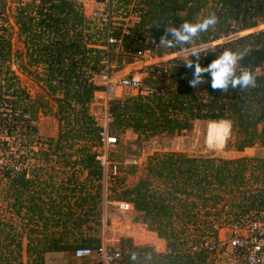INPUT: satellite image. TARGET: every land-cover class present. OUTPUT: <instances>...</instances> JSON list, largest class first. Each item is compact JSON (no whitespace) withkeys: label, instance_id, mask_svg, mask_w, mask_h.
<instances>
[{"label":"trees","instance_id":"obj_1","mask_svg":"<svg viewBox=\"0 0 264 264\" xmlns=\"http://www.w3.org/2000/svg\"><path fill=\"white\" fill-rule=\"evenodd\" d=\"M114 3L135 20L121 37L119 50L109 52V62L116 56L130 63L144 43H157L155 55L161 56L264 23V0ZM14 19L23 46L12 52L8 39L0 37V126L8 135L18 131L21 147L34 144L37 149L30 151L26 170L8 164L0 171V264H44L45 253L72 256L76 247L100 244L98 234L86 226L100 223L103 199V174L94 157L104 128L91 105L94 94L103 91L95 78L105 53L92 46L103 43L102 35L75 1L26 0L17 6ZM119 32L120 26L115 35ZM9 60L40 80L41 93L27 96L9 70ZM263 64L264 28L174 56L158 68L145 67L141 85L149 94L107 101L105 131L115 137L107 160L116 162L120 173L123 159L135 156L119 150L126 130L145 141L189 130L195 120L227 121L226 145L237 151L264 145V74L254 72ZM242 68L249 72L242 75ZM48 98L55 105L58 130L53 138L37 140L33 121L45 113ZM137 166L141 175L130 186L124 185V175L133 173L135 164L106 181L120 189L115 200L131 204L133 220L171 251L156 252L120 237L121 264H218L205 249L191 246L206 235L216 236V223L264 217V158L168 150L147 154ZM240 253L232 251L235 260L225 264H244Z\"/></svg>","mask_w":264,"mask_h":264},{"label":"built area","instance_id":"obj_2","mask_svg":"<svg viewBox=\"0 0 264 264\" xmlns=\"http://www.w3.org/2000/svg\"><path fill=\"white\" fill-rule=\"evenodd\" d=\"M25 1L26 0H0V37L8 39L10 49H13V43L17 41L18 38L21 39L18 35L14 15L17 6L22 5ZM70 1H75L80 5L84 16L89 19L91 24H93L102 35L103 43L101 45L92 46L102 49L105 53L99 61L102 68L98 76L99 79H101L100 84L103 86V91L98 93H102L103 97L97 96L98 93L94 94V97L103 99V118L105 122H108L110 116L106 107L107 101L110 98H124L125 96L135 93L147 95L151 91L149 88L141 85V72L123 75L114 80L110 77V62L108 60L109 52H117L119 50L121 37L128 33L130 27L126 22L121 25H115L113 22L112 0ZM90 4L93 7H88ZM129 16L132 15H128V17ZM118 26H120V32L118 36H116L115 30ZM22 46L21 42V48L19 50L22 49ZM158 49L159 47L157 43H144L141 48L133 53V59H142L141 61H143L146 59H152V57H159L155 55ZM239 71L242 75H246L249 72V68H242L239 69ZM254 72L264 74V64L260 67L254 68ZM12 73L17 82L19 80L17 76L21 74H16L15 71H12ZM1 84L2 79L0 78V85ZM20 88L24 90L29 98L34 97V93L32 94L26 86L20 85ZM116 89L119 90L118 95L115 93ZM103 128V131L99 133L103 150L97 153L94 158L97 166L101 168L104 177H115L119 174L118 165L116 162L108 161L106 158V150L109 146H112L115 143V137L107 135L105 127ZM15 161L16 162H8L5 159L0 158V171L3 166L8 164L12 166L14 170L22 168L26 170L28 168V159L25 161L22 159ZM115 208L119 213L118 215L115 214V216H118L116 222H122L123 213L129 214L132 210L131 204L127 201H116ZM110 222L112 223V221ZM212 228L213 230H216V236H204L201 240L196 241L191 246V250L203 248L211 256L217 257L225 250L229 249L231 251L241 252V259L244 264H264V217H244L243 219L229 221L227 223H216ZM124 230L127 233L130 232L129 238L135 246L148 245L156 252L171 251V249L165 247L164 240L157 238L153 232L146 229L143 225L139 228H132L130 226L127 228L125 227ZM230 254L232 253L230 252ZM121 256L122 254L118 247L108 248L102 242H100V244L94 249L90 247H76L72 252V257L74 259L82 260L91 257V262L94 264H121Z\"/></svg>","mask_w":264,"mask_h":264},{"label":"rangeland","instance_id":"obj_3","mask_svg":"<svg viewBox=\"0 0 264 264\" xmlns=\"http://www.w3.org/2000/svg\"><path fill=\"white\" fill-rule=\"evenodd\" d=\"M88 5V7H90ZM121 6V5H120ZM120 6H117L116 3H114V0H112V12H113V22L115 25H121L123 23H127L130 26L134 22L135 18L133 16L123 15V10L119 8ZM93 7V6H91ZM128 17V18H127ZM264 28V23H261L257 25L256 27L249 28L247 30L239 31L237 33H232L228 35V39H233L235 37L244 35L246 33H250L252 31H257L259 29ZM220 38L214 41H211L209 44H203L198 46H192L188 49L184 50H178L172 53L164 54L159 57H152V59H146L141 61L142 59H132L130 63H126L123 58H121V61L119 62L117 60V57L114 56V61L110 62V77L112 80L119 78L120 76L127 75V74H133L134 72H140L141 77L145 75L146 69H144L147 66H156L155 68H158L160 66V63L166 61L167 59H170L177 55L186 56L187 53L197 51L204 49L206 47L213 46L216 43L222 42L224 39ZM221 39H223L221 41ZM13 49L19 50L21 48V39L18 38L17 41L13 43ZM206 47H202L205 46ZM19 47V48H17ZM9 70L15 71L16 74H21L17 76L20 80L17 81L18 85H24L28 88V90L33 94L34 97L37 96L39 93H41L40 86V80L36 79V76L33 73L25 74V72L19 71V68H17L14 61L9 60L8 62ZM31 69H34V67H31ZM3 70V69H2ZM35 72H38V67L35 68ZM99 77H96L95 80L98 82V84L101 83V79H98ZM42 85V84H41ZM119 90L116 89L115 93L118 95ZM97 96L103 97L102 93H98ZM47 108L45 110V113L42 114H36V118L33 121L34 126L36 127V136L35 138L37 140L45 139L48 140L50 138L55 137L57 133V121L54 117V110L55 105L53 103L52 98H48L47 100ZM92 108L91 113L95 117L97 123L102 126L106 127L107 122L104 121L103 118V99L95 97L92 101ZM212 121L207 120H195L193 121L192 127L189 130L181 131L178 134H173L171 136L167 134H161L156 135L154 137L149 138L145 141H138L135 140V135L132 134L129 130L124 131L121 136V145L124 146V148H119L121 151V154L123 156L128 155L129 153H135V156L132 155L126 156L123 159V163L119 164L120 166V173L119 175H122L124 172V168L129 164H135L137 169L133 173L126 172L125 176V182L124 185H132L137 181L138 177L141 175L140 167L137 165L143 163L145 156L147 154L153 153V152H164V151H184L185 153L189 155H219L225 158H237L239 156H247L250 155V157H259L264 158V145H255L252 147L244 148L242 151H237L231 146L226 145V139L228 138V130L225 133V136L222 138V144L221 147H215L209 143V138H211L210 131H211V123ZM32 124V125H33ZM229 127V123H228ZM5 126H0V158L5 159L6 161H14L15 160H27L30 156V151H35L37 147L32 144V146L29 148H23L21 145H19V138L20 134H18V131H15V133H11V135H8L4 132ZM3 142L4 144H1ZM102 145L97 147V150H100V152L103 150ZM114 146H109L107 148V151H111ZM249 148V149H248ZM243 153V154H242ZM28 163H31V160H28ZM106 176V175H105ZM102 189H101V195L102 198L105 196V201L101 200V215H100V223L92 226L91 223H88L86 227H91L92 233L95 235L98 234L100 238V242L104 243L106 247L108 248H114L118 247V239L121 237L120 232L112 229L113 223L110 222L108 219L112 218L113 215V208L115 207V195H118L119 188H111L113 186H110V183H107L106 177L103 176V179L101 180ZM114 185V184H112ZM107 196V198H106ZM115 209V208H114ZM105 210V213L103 212ZM103 217H106V220H103ZM132 220L135 218L134 215L131 217ZM130 218V219H131ZM127 219V218H126ZM136 221V220H135ZM91 231V230H89ZM125 232V230H123ZM84 234H86L84 232ZM23 243H25V239L22 240ZM225 250V249H224ZM231 250L227 249L225 250L221 255L214 257L216 258V262L218 264L222 263H228L232 262L233 258H231L232 254ZM44 257V264H65L69 261L70 262H87L91 261V257H88L86 259L78 260L74 259L70 253L67 252H60V253H45L43 254ZM240 258V257H239ZM238 259V257H237ZM240 260V259H239ZM236 260L235 262L239 261ZM242 262V260H240ZM234 262V263H235Z\"/></svg>","mask_w":264,"mask_h":264},{"label":"crops","instance_id":"obj_4","mask_svg":"<svg viewBox=\"0 0 264 264\" xmlns=\"http://www.w3.org/2000/svg\"><path fill=\"white\" fill-rule=\"evenodd\" d=\"M96 93H98V92H96ZM95 93V94H96ZM213 122V121H212ZM221 122V121H220ZM225 122H227V121H225ZM216 123V122H215ZM210 125H211V123H210ZM228 130V129H227ZM222 143V142H221ZM217 145V146H216ZM216 145H215V147H218V148H220L221 146H220V144L218 143H216ZM249 149V148H248ZM243 154V153H242ZM240 157V156H239ZM248 157H250V155H248ZM103 200V202L105 201V196H104V198L102 199ZM116 201H122V200H116ZM115 208V207H114ZM113 208V215H112V218L110 217L109 218V215H108V219L110 220V221H112V223H113V226H112V229H115V230H118L119 232H120V235L119 236H121V237H128L129 238V235H130V232L129 233H127V232H123V230H124V228L126 227H132V228H139L140 226H142V224L138 221V220H136V221H134V220H132V216L134 215L135 216V213H134V211H133V209L131 210V212L128 214V213H123V218H122V222H116V220H117V218H118V216H115V214H119L116 210V208L114 209ZM104 213H105V210L103 211ZM127 218V219H126ZM131 218V219H130ZM103 220H106V217H103ZM126 231H128V230H126ZM78 260H80V259H78ZM87 262H89V263H91V261H87ZM67 263H69V261L67 262ZM70 263H73V262H70ZM75 263H77V262H75ZM74 264V263H73Z\"/></svg>","mask_w":264,"mask_h":264},{"label":"bare ground","instance_id":"obj_5","mask_svg":"<svg viewBox=\"0 0 264 264\" xmlns=\"http://www.w3.org/2000/svg\"><path fill=\"white\" fill-rule=\"evenodd\" d=\"M211 131L210 134L211 138H209V143L213 146L216 145V143L220 144L222 142V138L225 136V133L228 129V122L221 121V122H211ZM217 146V145H216Z\"/></svg>","mask_w":264,"mask_h":264},{"label":"water","instance_id":"obj_6","mask_svg":"<svg viewBox=\"0 0 264 264\" xmlns=\"http://www.w3.org/2000/svg\"><path fill=\"white\" fill-rule=\"evenodd\" d=\"M224 39V40H223ZM223 39H221V41L223 40V41H225V40H229L228 38H223ZM209 43H211V42H209ZM209 43H206V44H209ZM203 45V44H202ZM202 47H206V45L205 46H202Z\"/></svg>","mask_w":264,"mask_h":264}]
</instances>
